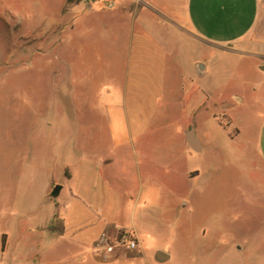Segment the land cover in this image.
<instances>
[{"label":"crops","instance_id":"0c3cea01","mask_svg":"<svg viewBox=\"0 0 264 264\" xmlns=\"http://www.w3.org/2000/svg\"><path fill=\"white\" fill-rule=\"evenodd\" d=\"M60 3L52 20L73 19L57 43L61 52L70 53L66 66L74 48H90L100 57L111 53L105 57L110 66L112 50L119 46L124 74L120 82L111 79L106 96H97L105 101V124L96 107L66 112L73 124L65 140L32 126L27 140L13 146V171L5 178L0 174V264H97L86 251L68 255L67 248L92 247L116 226L136 233L139 248L133 252L141 254L135 212L167 193V202L178 205L180 175L195 173L186 158L205 149L200 134L205 117L206 170L217 171L234 154L237 138L251 129L256 139L247 141V149L264 162V0ZM54 42L45 39L40 46L51 48ZM133 61L137 78L131 81ZM142 101L190 117L178 128L182 141L146 140L143 129L135 135L126 122L129 103L137 109ZM4 191L10 199H4ZM123 205L130 219L113 226L112 215ZM254 228H264V221ZM242 242L246 245L239 250L254 254L264 235L258 232ZM129 252L97 258L120 264Z\"/></svg>","mask_w":264,"mask_h":264},{"label":"rangeland","instance_id":"374dc122","mask_svg":"<svg viewBox=\"0 0 264 264\" xmlns=\"http://www.w3.org/2000/svg\"><path fill=\"white\" fill-rule=\"evenodd\" d=\"M60 2L0 0V174L4 178L13 171V146L27 140L29 127L48 130L52 138L59 134L65 140L73 118L63 113L91 107L100 111V123L105 124V101L97 96H106L112 90L111 79L120 82L124 74L126 62L119 46L112 50L113 66L105 59L111 53L102 52L100 57L90 48H74L66 66L70 53L61 52L57 43L60 31L73 27V19L52 20ZM45 39L55 41L51 48L40 46ZM134 70L133 61L131 81L137 78ZM151 102L153 106L142 101L137 109H131L129 103L126 122L132 125L133 133L138 135L143 129L146 140L182 141L178 128L190 117L157 108L156 101ZM201 124L205 149L200 156L186 158L187 168L195 173L187 178L180 175L178 205L167 202L171 198L167 193L145 209L138 207L135 218L142 234V253L129 252L120 264H264L263 242L254 254L239 250L246 245L244 239L249 241L258 232L260 237L264 235V228H254L264 221V162L247 149V141L256 139V131L251 129L237 138L234 154L224 158L212 173L206 170V117ZM10 197L4 191V199ZM130 215V209L123 205L114 211L111 224H126ZM235 235L242 240H231ZM93 246L81 250L69 246L67 254L86 251L93 262L108 264L100 262ZM157 250L170 258L157 260Z\"/></svg>","mask_w":264,"mask_h":264},{"label":"built area","instance_id":"2783aa9c","mask_svg":"<svg viewBox=\"0 0 264 264\" xmlns=\"http://www.w3.org/2000/svg\"><path fill=\"white\" fill-rule=\"evenodd\" d=\"M138 248L139 239L136 233L121 226L103 232L93 246L94 252L104 260L117 253L134 251Z\"/></svg>","mask_w":264,"mask_h":264},{"label":"water","instance_id":"95a60500","mask_svg":"<svg viewBox=\"0 0 264 264\" xmlns=\"http://www.w3.org/2000/svg\"><path fill=\"white\" fill-rule=\"evenodd\" d=\"M58 189H59V186L57 185V186L53 189L52 194H56L57 191H58ZM155 257H156V259L159 260V261H166V260H168V259L170 258V255H169L168 253L162 251V250H158V251L156 252V254H155Z\"/></svg>","mask_w":264,"mask_h":264}]
</instances>
